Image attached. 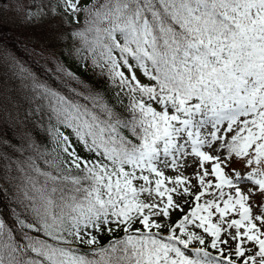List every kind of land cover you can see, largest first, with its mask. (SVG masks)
I'll list each match as a JSON object with an SVG mask.
<instances>
[{"label":"snow or ice","instance_id":"1","mask_svg":"<svg viewBox=\"0 0 264 264\" xmlns=\"http://www.w3.org/2000/svg\"><path fill=\"white\" fill-rule=\"evenodd\" d=\"M63 5L85 13L74 35L118 89L116 101L94 90L68 95L33 85L55 147L32 144L36 155L16 161L15 226L0 216V264H264V0ZM208 126L213 131L203 135ZM221 140L227 159L202 150ZM188 146L203 169L196 192L188 177L165 176L158 166L182 167ZM233 156L248 169L234 170L235 180L221 166ZM210 174L217 183L206 181ZM2 179L12 182L7 174ZM173 194L193 196L194 206L185 213ZM257 194L261 211L254 215L250 200ZM206 195L212 198L201 203ZM171 211L183 214L174 225L154 219ZM232 213L239 218L226 219ZM189 226L212 237L210 245ZM121 229L122 236L100 243L103 232ZM230 240L234 247H221Z\"/></svg>","mask_w":264,"mask_h":264},{"label":"rangeland","instance_id":"2","mask_svg":"<svg viewBox=\"0 0 264 264\" xmlns=\"http://www.w3.org/2000/svg\"><path fill=\"white\" fill-rule=\"evenodd\" d=\"M91 0H81V5L90 3ZM85 13L80 12L75 15L69 11H65L63 0H0V20L10 29L12 35H16L27 46L25 47L28 56L33 59L32 62L23 59L20 55H16L10 48L9 44L0 37V149L4 148L6 152L5 157H1L0 164L3 160L12 159L10 167L2 166L7 173H14L15 183L19 182L21 173L16 170V161H23L27 156H35L36 153L30 145H40L46 147L50 151L48 143V135L46 131L47 117L46 110L42 107L45 103L34 90L33 85L37 82L46 83L36 72V68L46 69L50 74L57 77L58 81L66 82L69 76L67 72L73 74V71H81L82 74H88L90 77L100 78L103 76L99 68L92 65L91 56L88 52L83 50L81 40L74 35V32L84 27ZM80 50V51H78ZM76 72V71H75ZM139 75V73H138ZM143 82H147L146 78L141 76ZM47 84V83H46ZM156 106V105H154ZM158 107V106H156ZM39 109V110H38ZM13 126V132L20 136L22 143L18 144L12 140L8 135L7 127ZM225 126H222L221 132L224 131ZM202 134L207 135L213 131L210 126L202 129ZM230 138L231 134H227ZM224 141H216L212 146L205 147L204 151H208L211 155H220L227 159L228 153L226 148H221ZM81 155H87L77 145ZM3 151V153H4ZM189 155L180 158L182 167L173 169L172 167H164L162 164L158 165L164 171L165 176L175 177L177 175H184L189 178L192 191L196 192L199 189L196 175L198 172L202 173L203 169L199 167V159L191 155V148L188 146ZM6 158V159H5ZM50 159L51 157H46ZM161 159H164L161 157ZM42 168H46L43 161H39ZM225 173L230 175L235 180L234 170L240 171L242 175L246 174L247 168L242 161H238L234 156L227 165L222 164ZM205 168L211 170V162L205 163ZM1 169V167H0ZM211 175V174H210ZM152 179H155L153 176ZM209 180L208 177L205 178ZM137 184L142 181H137ZM167 183V181H166ZM217 183V181L215 182ZM214 183V184H215ZM171 187V184H168ZM250 186V185H249ZM226 193L232 192V189L225 187L223 189ZM218 196V189H211ZM174 200L180 202L185 209V213L190 211L194 206L193 196L177 197L173 194ZM145 199H148L146 196ZM207 196L205 199H210ZM227 197H225L226 199ZM166 199V198H165ZM202 198L201 203L203 200ZM259 194L253 196L250 203L253 204V214H258L261 208L256 207L261 201ZM184 200L189 203H183ZM221 206L223 203L221 202ZM182 213L178 211H171L170 217H154L158 222L174 225L182 218ZM236 213L230 214L226 219H238ZM217 216L213 217V222H216ZM192 230L197 231L198 234L205 236L206 244L210 245L212 237L203 233L202 229H195L189 226ZM167 230V228H165ZM231 231H235L234 229ZM243 231V230H242ZM106 232V231H105ZM105 232L99 235L100 243H103ZM168 232L164 231L166 235ZM97 234V233H94ZM226 238V234H222V239ZM199 247L198 243H193ZM235 246V242L229 241L228 246L221 245L230 250ZM81 247H84L81 245ZM247 247H252L251 244ZM214 255H217L215 250L209 247ZM227 254V251L226 253ZM236 259L235 257H233Z\"/></svg>","mask_w":264,"mask_h":264},{"label":"trees","instance_id":"3","mask_svg":"<svg viewBox=\"0 0 264 264\" xmlns=\"http://www.w3.org/2000/svg\"><path fill=\"white\" fill-rule=\"evenodd\" d=\"M1 34L3 35V39L5 38V41L9 44L10 48L17 54L20 55L23 59L28 60L29 62H32L33 59H31L28 56V52L26 50L27 44L24 45V43L19 39L18 36L12 35L10 33V29L0 20V37ZM35 70L37 74L51 87L64 92L65 94L72 95V93L69 91L70 89H76L78 92H85L87 93L88 90H94L97 92H100L102 95H104L110 103H114L116 101L115 92L118 91V89L113 88L109 82L106 75L101 76L100 78L90 77L88 74H82L81 71H77L75 69L73 71V74L79 78V81L82 83H78L75 80H72L70 77L69 79H66V82L58 81L57 77L53 74H50L46 71V69L42 68H36ZM76 71V72H75ZM81 102H86L83 100L82 97H80ZM121 99H123L124 104L126 105L128 103V98L121 95ZM117 110H122L121 106L119 104L115 105ZM13 126L10 125V127H7V131L9 132L8 135L12 138L13 141H15L18 144H21V138L19 135L15 134L13 131ZM48 135V143L50 147V151L55 147L52 140ZM4 148L0 149V161L2 160L1 157H5L6 152L4 151ZM55 155V153H53ZM6 159V158H5ZM4 162L0 164V185H5L6 182L2 179V177L7 174L11 179L12 182L10 184H6V191L2 194H0V216H2L7 223H9L11 226H15L14 223V216L12 214V209L16 208L15 200L13 199L14 192H13V185L15 183L14 179V173H7L5 168H2V166L10 167L11 161L9 160H3ZM19 209H17L18 211ZM120 232H113L111 236L108 235V238L106 240H111L113 238H117L120 234Z\"/></svg>","mask_w":264,"mask_h":264}]
</instances>
